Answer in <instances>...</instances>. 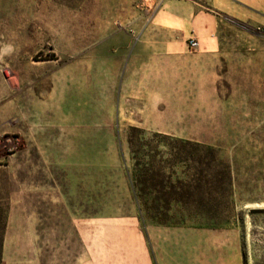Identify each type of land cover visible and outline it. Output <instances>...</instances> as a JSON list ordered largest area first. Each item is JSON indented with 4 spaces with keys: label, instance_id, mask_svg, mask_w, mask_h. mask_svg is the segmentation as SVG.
<instances>
[{
    "label": "rangeland",
    "instance_id": "obj_1",
    "mask_svg": "<svg viewBox=\"0 0 264 264\" xmlns=\"http://www.w3.org/2000/svg\"><path fill=\"white\" fill-rule=\"evenodd\" d=\"M217 9L0 0V264H264V20ZM131 128L215 159L165 219L139 222Z\"/></svg>",
    "mask_w": 264,
    "mask_h": 264
},
{
    "label": "trees",
    "instance_id": "obj_2",
    "mask_svg": "<svg viewBox=\"0 0 264 264\" xmlns=\"http://www.w3.org/2000/svg\"><path fill=\"white\" fill-rule=\"evenodd\" d=\"M143 135L140 129H130L127 144L132 167L128 170L124 167L129 183L128 187L134 199L141 224L144 220L143 211L154 210L160 214L171 203L187 204L188 201L192 202L194 196L190 192L199 191L201 185L206 184L207 176H212L211 169L215 160L210 150L201 153L196 145H192L188 141L160 136L162 141L157 142V145L152 147L150 141H145L142 138ZM162 147L165 149L164 152L159 151ZM121 158L123 163H126L122 152ZM189 161L198 166V168L193 169V181L190 180L192 178L189 181L186 174L183 175L185 180L176 176L178 173L175 170ZM204 167H206L205 172L202 170ZM195 199H197L196 203L199 206L205 203V198L202 195H198ZM160 215L159 217L165 219L166 215ZM3 228L4 221L1 218L0 251Z\"/></svg>",
    "mask_w": 264,
    "mask_h": 264
},
{
    "label": "crops",
    "instance_id": "obj_3",
    "mask_svg": "<svg viewBox=\"0 0 264 264\" xmlns=\"http://www.w3.org/2000/svg\"><path fill=\"white\" fill-rule=\"evenodd\" d=\"M218 6V11L232 16L236 19H245L249 23L255 22L258 18L264 20V0H214ZM216 9V8H215ZM194 11V8H193ZM191 12L193 18L195 14ZM134 33V31H132ZM159 46H157L158 48ZM159 50V49H157ZM137 55L134 53L129 56V61L135 59ZM128 61V62H129Z\"/></svg>",
    "mask_w": 264,
    "mask_h": 264
},
{
    "label": "built area",
    "instance_id": "obj_4",
    "mask_svg": "<svg viewBox=\"0 0 264 264\" xmlns=\"http://www.w3.org/2000/svg\"><path fill=\"white\" fill-rule=\"evenodd\" d=\"M189 47L191 48V49H194L195 47H197L198 46V43L194 40V39H190V41H189Z\"/></svg>",
    "mask_w": 264,
    "mask_h": 264
},
{
    "label": "water",
    "instance_id": "obj_5",
    "mask_svg": "<svg viewBox=\"0 0 264 264\" xmlns=\"http://www.w3.org/2000/svg\"><path fill=\"white\" fill-rule=\"evenodd\" d=\"M226 19V18H225Z\"/></svg>",
    "mask_w": 264,
    "mask_h": 264
}]
</instances>
